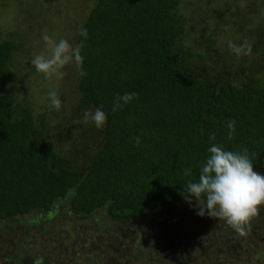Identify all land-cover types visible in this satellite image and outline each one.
I'll return each mask as SVG.
<instances>
[{
    "label": "trees",
    "instance_id": "obj_1",
    "mask_svg": "<svg viewBox=\"0 0 264 264\" xmlns=\"http://www.w3.org/2000/svg\"><path fill=\"white\" fill-rule=\"evenodd\" d=\"M250 2L255 11L263 0ZM178 5L93 0L74 42L83 45L76 88L79 105L99 107L107 123L94 131L93 152L83 156L81 149L57 150L44 121L17 100L8 69L15 45L0 40V220L34 209L49 213L67 195L69 213L78 218L100 208L114 221L166 212L185 200L184 186L198 180L213 143L234 152L247 148L258 170L264 161V25L246 30L255 38L251 66L235 65L233 73L229 62L208 52L213 41L205 40L207 58L176 47L183 32ZM131 92L138 98L114 112L116 96Z\"/></svg>",
    "mask_w": 264,
    "mask_h": 264
},
{
    "label": "rangeland",
    "instance_id": "obj_2",
    "mask_svg": "<svg viewBox=\"0 0 264 264\" xmlns=\"http://www.w3.org/2000/svg\"><path fill=\"white\" fill-rule=\"evenodd\" d=\"M92 2L0 0V40L15 45L8 61L9 87L36 120L44 121L57 150L73 154L81 149L79 156L93 152L97 128L83 123L85 111L95 110L78 103V66H66L63 79H46L31 60L46 51L41 39L45 32L74 45ZM252 8L250 0H179L183 32L175 45L202 54L207 39L213 41L208 52L215 60L229 62L228 71L234 73L235 65L251 66L254 53L237 55L228 43L254 41L246 30L264 25V0L255 11ZM52 90L62 101L60 110L51 105ZM257 172L264 175V161ZM68 201L69 195L56 200L49 213L34 209L0 220V264H264V206L247 235L241 236L223 220L197 215L195 199L129 221L111 220L101 208L78 218L69 213Z\"/></svg>",
    "mask_w": 264,
    "mask_h": 264
},
{
    "label": "clouds",
    "instance_id": "obj_3",
    "mask_svg": "<svg viewBox=\"0 0 264 264\" xmlns=\"http://www.w3.org/2000/svg\"><path fill=\"white\" fill-rule=\"evenodd\" d=\"M80 35L86 39L87 30H82ZM41 39L46 51L34 55L31 64L46 79L52 77L63 79L66 75L63 69L72 63L82 69V44L74 46L67 39L56 40L46 32ZM228 48L237 55L251 54L252 51L247 41L243 45L229 41ZM80 74L86 75L82 70ZM48 97L51 105L56 110H60L62 101L57 92L49 91ZM134 98H138V93L118 94L113 102V111L123 109ZM89 122L94 123L97 129H102L107 123V116L99 107L94 112L87 110L84 113L83 123ZM227 127L228 139L231 140L235 131V121H228ZM215 139V133H212L209 140L215 141ZM135 144L139 146V137L135 138ZM208 153L198 180L189 181L181 195L189 204L192 203V198H195L198 206L197 215L223 220L241 236L247 235L251 221L259 216L260 209L264 206V175L254 170L247 148L243 149L242 153L234 152L226 150L223 145L213 143ZM190 174V169L184 170L185 176Z\"/></svg>",
    "mask_w": 264,
    "mask_h": 264
}]
</instances>
